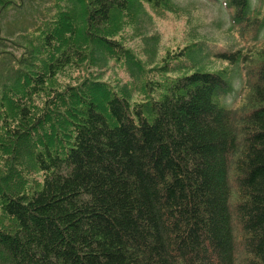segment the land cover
I'll return each instance as SVG.
<instances>
[{"label":"trees","instance_id":"16d2710c","mask_svg":"<svg viewBox=\"0 0 264 264\" xmlns=\"http://www.w3.org/2000/svg\"><path fill=\"white\" fill-rule=\"evenodd\" d=\"M67 1L20 37L0 25L23 48H0V264H264V0H229L243 43L213 50L216 69L201 40L157 66L156 34L147 59L127 43L173 0ZM21 2L0 0V18ZM113 59L118 89L57 83Z\"/></svg>","mask_w":264,"mask_h":264},{"label":"rangeland","instance_id":"374dc122","mask_svg":"<svg viewBox=\"0 0 264 264\" xmlns=\"http://www.w3.org/2000/svg\"><path fill=\"white\" fill-rule=\"evenodd\" d=\"M15 1V0H14ZM20 1V0H19ZM68 3L67 0H64ZM181 7L179 12L168 10L166 14L161 15L154 12L152 8L149 13L142 20L141 27L138 29L137 25L129 26L125 32L128 33L127 43L136 48L142 57L147 59L149 57L146 42L150 39L145 35L156 34L158 40L155 43L156 51L154 53L155 60L151 65L157 66L164 63V58L169 52H174L181 49L192 40H201L205 44V65L211 68H220L228 65V61L212 54L213 50L224 48L233 45L236 48L240 41L236 29L232 24V13L229 5V0H173ZM53 0H23V6L16 7L14 4L9 5L4 15L0 18V25L2 26V34L10 37H20V34L29 28L38 16H50L53 11ZM253 6L259 3L258 0H252ZM20 4V5H21ZM211 8L209 15H203L199 10ZM151 45V42L148 44ZM6 46L16 52H21V46H13L11 41L1 42L0 48ZM200 55V54H199ZM199 57L202 56L200 55ZM190 57L179 55L174 60L175 64L181 61H190ZM150 65V66H151ZM4 63L0 62V76ZM233 72V90L228 94L226 100L228 103L238 105L239 90L242 87V75L239 65L232 66ZM182 67H176L173 71H168L170 75H178L185 71ZM194 70L191 67L189 71ZM73 78L70 73L64 70L58 75L57 83L59 85L65 84L67 81L78 82L85 75H100L101 79L110 82L116 89L118 85L130 79L128 71L121 63H115L114 59L110 60L107 67L103 70L99 66H90L87 70L76 69L73 72ZM0 77V82H1ZM135 98H140L139 90L135 93ZM236 100V101H234ZM0 218L4 222L11 223L8 217H4L0 213Z\"/></svg>","mask_w":264,"mask_h":264},{"label":"clouds","instance_id":"9594fccd","mask_svg":"<svg viewBox=\"0 0 264 264\" xmlns=\"http://www.w3.org/2000/svg\"><path fill=\"white\" fill-rule=\"evenodd\" d=\"M199 11H200L201 14H203V15H209V14L211 13V8H210V6H209V9H207V10L201 9V10H199Z\"/></svg>","mask_w":264,"mask_h":264}]
</instances>
